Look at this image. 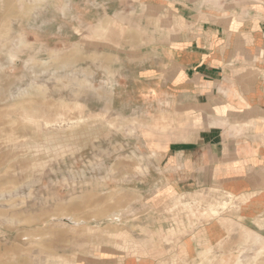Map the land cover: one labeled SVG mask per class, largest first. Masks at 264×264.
Segmentation results:
<instances>
[{
    "label": "rangeland",
    "instance_id": "374dc122",
    "mask_svg": "<svg viewBox=\"0 0 264 264\" xmlns=\"http://www.w3.org/2000/svg\"><path fill=\"white\" fill-rule=\"evenodd\" d=\"M175 17L0 0V264H264L256 171L182 186L166 166L171 135L199 126L150 96V32Z\"/></svg>",
    "mask_w": 264,
    "mask_h": 264
},
{
    "label": "crops",
    "instance_id": "0c3cea01",
    "mask_svg": "<svg viewBox=\"0 0 264 264\" xmlns=\"http://www.w3.org/2000/svg\"><path fill=\"white\" fill-rule=\"evenodd\" d=\"M151 1L176 17L170 29L150 32L159 43L150 56L164 63L150 66V96L161 92L168 113L202 125L171 135L164 160L175 184L250 169L244 183L264 185V0Z\"/></svg>",
    "mask_w": 264,
    "mask_h": 264
}]
</instances>
